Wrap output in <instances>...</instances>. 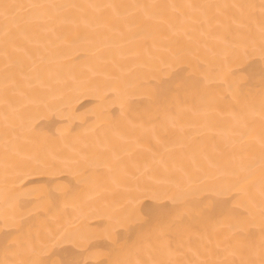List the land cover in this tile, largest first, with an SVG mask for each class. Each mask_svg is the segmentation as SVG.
Here are the masks:
<instances>
[{
	"label": "bare ground",
	"instance_id": "6f19581e",
	"mask_svg": "<svg viewBox=\"0 0 264 264\" xmlns=\"http://www.w3.org/2000/svg\"><path fill=\"white\" fill-rule=\"evenodd\" d=\"M0 264H264V0H0Z\"/></svg>",
	"mask_w": 264,
	"mask_h": 264
}]
</instances>
